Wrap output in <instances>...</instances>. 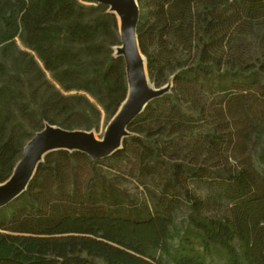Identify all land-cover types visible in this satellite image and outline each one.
<instances>
[{"label": "trees", "instance_id": "obj_1", "mask_svg": "<svg viewBox=\"0 0 264 264\" xmlns=\"http://www.w3.org/2000/svg\"><path fill=\"white\" fill-rule=\"evenodd\" d=\"M84 1L0 0V183L30 129H73L81 118L91 129L100 109L88 95L109 115L127 97L118 20ZM138 2L149 76L161 86L174 75L171 91L132 120L111 156L45 157L0 207V264H264V175L249 152L264 125V62L255 70L224 54L234 34L264 24V0Z\"/></svg>", "mask_w": 264, "mask_h": 264}, {"label": "water", "instance_id": "obj_2", "mask_svg": "<svg viewBox=\"0 0 264 264\" xmlns=\"http://www.w3.org/2000/svg\"><path fill=\"white\" fill-rule=\"evenodd\" d=\"M93 1L108 6L109 11L114 14H118V11L121 17L126 16L128 18V22L122 28V50L116 54V56L124 57L126 77L128 78V94L123 102L122 111L110 124L102 141H95L90 132L64 130L52 124L37 132L24 147L23 157L14 167L9 179L0 183V207L8 205L27 190L30 181L38 171L39 164L53 150L68 149L86 152L91 158L97 160L109 157L121 149L128 126L157 95L158 90L150 82V77L148 84L146 76H144L142 61L140 60L142 50L139 46L137 32L140 19L138 0L135 2L132 0Z\"/></svg>", "mask_w": 264, "mask_h": 264}, {"label": "rangeland", "instance_id": "obj_3", "mask_svg": "<svg viewBox=\"0 0 264 264\" xmlns=\"http://www.w3.org/2000/svg\"><path fill=\"white\" fill-rule=\"evenodd\" d=\"M80 1L87 5L92 4L91 2H88V1H84V0H80ZM115 16L118 20L117 33H118V38H119V44L117 45H122L121 30L122 28L125 27L126 23L128 22V18H126V16L119 18L118 14H115ZM263 25L255 26L253 31L251 32L234 34L232 38L226 43L224 54L229 53V54L235 55L238 58H243L247 62V64L249 65L254 64L255 66L254 69L258 70L261 63L264 62V26ZM17 46L18 48L26 49L25 45L22 43L20 39L17 41ZM115 46L113 47L115 48ZM147 73H148V61H147ZM148 76H149V73H148ZM173 76L174 75H171L170 78L168 79V82H166L165 84L161 86H156L155 83L152 82L151 77L149 76L150 82L154 84L156 89L158 90L157 95L155 97L161 96L171 91V87H172L171 85H173ZM262 77L264 80V74L262 75ZM48 78H50L49 74H48ZM88 97L91 100V102L100 109V112H98L95 115V118L91 120V123H93V127L91 129H87L86 126L88 125L89 122H86L84 119L81 118V120L79 121L83 123L81 127H75L73 129L66 128V129L70 131L93 132L95 136H97L100 139H103L105 132L110 127V124L115 120V118L122 111L123 103L120 105L121 107L118 109V111L115 114L109 115L106 113L104 108L97 103L96 99L92 98L90 95H88ZM183 110H185L190 115L197 116V114L191 112L187 106H184ZM43 123H44V127L42 129H39L37 131L30 129L29 133L31 134V136L27 138V140L25 141L24 147L31 140V138H33L37 134V132L43 130L45 127H47V125H51L48 122H43ZM52 125H55V124H52ZM55 126H58L66 130L65 128L59 125H55ZM211 130L212 128H207L205 126H202L201 128H199V131H203V132L211 131ZM132 135H133V132L130 131L128 128V130L126 131V137H129ZM24 147H23V150H24ZM249 152L251 155V161L253 162L255 169L264 175V125L258 126V128L253 130L252 139L249 144ZM21 154H22L21 156L22 158L23 151ZM21 158L18 160V162L21 160ZM130 188H131L130 192L132 194L140 195L142 188L138 189L134 185H132ZM188 213H189V208L186 206L176 214L175 222H177V224L180 227L187 224Z\"/></svg>", "mask_w": 264, "mask_h": 264}, {"label": "bare ground", "instance_id": "obj_4", "mask_svg": "<svg viewBox=\"0 0 264 264\" xmlns=\"http://www.w3.org/2000/svg\"><path fill=\"white\" fill-rule=\"evenodd\" d=\"M132 1L135 2V0H132ZM117 13H118L119 18H121V16H120V14H119L118 11H117ZM121 32H122V30H121ZM120 50H122L121 45L115 46V48H114V54L115 55L118 54L120 52ZM140 60L142 61V66H143V70H144V76H146V79H147L148 84H149V76L147 75V66H146L147 61H146L145 56L143 55L142 52H140ZM151 89L152 88L150 87V90ZM90 134L94 138L95 141H102L103 140V139H100L97 136H95L93 132H90Z\"/></svg>", "mask_w": 264, "mask_h": 264}]
</instances>
